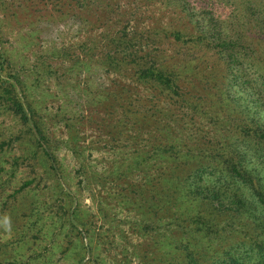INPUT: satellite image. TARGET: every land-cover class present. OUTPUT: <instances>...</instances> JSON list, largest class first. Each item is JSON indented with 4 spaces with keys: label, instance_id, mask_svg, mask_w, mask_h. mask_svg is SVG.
<instances>
[{
    "label": "trees",
    "instance_id": "1",
    "mask_svg": "<svg viewBox=\"0 0 264 264\" xmlns=\"http://www.w3.org/2000/svg\"><path fill=\"white\" fill-rule=\"evenodd\" d=\"M39 1L42 17L38 0H0L4 15L30 20L25 49L32 57L25 64L0 42V104L25 125L39 157L55 168L29 78L37 84L66 69L62 79L79 85L84 69L99 61L113 79L88 100L107 113L100 121L106 136L130 154L105 177L137 173L131 199L152 210L146 218L153 225L166 220L168 264H264V0ZM137 1L171 8L178 24L164 34L182 54L142 49L147 41L131 19ZM68 19L100 30L97 38L82 41L78 53L63 46L36 52L39 23ZM149 29L155 39L159 30ZM90 88L85 81L84 92ZM68 133L78 136L75 123ZM202 242L211 262L201 260Z\"/></svg>",
    "mask_w": 264,
    "mask_h": 264
},
{
    "label": "rangeland",
    "instance_id": "2",
    "mask_svg": "<svg viewBox=\"0 0 264 264\" xmlns=\"http://www.w3.org/2000/svg\"><path fill=\"white\" fill-rule=\"evenodd\" d=\"M41 3L38 0L34 6L40 17L45 14ZM135 9L131 19H137V31H143L144 51L182 54V48L164 34L172 22L178 24L171 21L175 14L169 6L137 1ZM25 15L18 13L15 20L10 10L6 15L0 10V42L27 64L32 57L25 49L30 32V20L22 18ZM38 27L42 31L38 53L52 46L71 47L78 53L79 44L96 39L100 31L95 33L91 26L71 19L50 25L40 22ZM150 27L159 30L155 39ZM65 70L37 84L32 77L28 82L31 104L48 126L55 168L39 157L40 150L25 125L0 104V264H168L163 255L167 237L161 234L166 220L153 225L146 218L152 210L149 214L147 206L141 209L131 199L135 193L129 185L139 183L137 173L129 178L105 177L106 170L130 156L121 140L114 142L106 136L100 122L107 115L103 107L88 100L96 96L92 93L111 85L112 76L104 73L99 61L84 69L79 85L74 79H62ZM85 81L91 87L86 92ZM73 123L77 137L68 133ZM29 180L33 182L25 185ZM218 239L214 242L221 244ZM196 245L202 248L201 260L211 262L213 255H206L203 242Z\"/></svg>",
    "mask_w": 264,
    "mask_h": 264
}]
</instances>
